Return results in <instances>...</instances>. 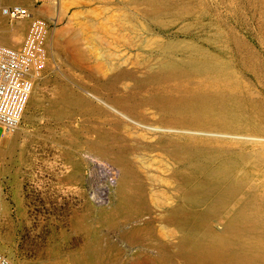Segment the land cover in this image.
I'll use <instances>...</instances> for the list:
<instances>
[{
	"label": "rangeland",
	"instance_id": "obj_1",
	"mask_svg": "<svg viewBox=\"0 0 264 264\" xmlns=\"http://www.w3.org/2000/svg\"><path fill=\"white\" fill-rule=\"evenodd\" d=\"M28 2L51 12L35 15L52 29L25 132L0 128L4 254L21 264H65L85 249L95 264H264V0ZM63 30L82 37L74 51L53 44ZM61 100L78 102L76 130L64 131ZM109 148L126 155L130 199ZM92 159L120 170L104 205L87 194ZM53 165L60 185L26 188L30 168ZM187 250L219 257L188 262Z\"/></svg>",
	"mask_w": 264,
	"mask_h": 264
},
{
	"label": "built area",
	"instance_id": "obj_2",
	"mask_svg": "<svg viewBox=\"0 0 264 264\" xmlns=\"http://www.w3.org/2000/svg\"><path fill=\"white\" fill-rule=\"evenodd\" d=\"M0 13L9 21H29L22 44L13 47L0 42V128L10 133L22 120L32 91V77L42 73L48 61L47 40L51 23L21 4L4 5ZM120 177L110 162L91 160L87 169V194L97 205L107 204ZM0 264H15L0 252Z\"/></svg>",
	"mask_w": 264,
	"mask_h": 264
},
{
	"label": "bare ground",
	"instance_id": "obj_3",
	"mask_svg": "<svg viewBox=\"0 0 264 264\" xmlns=\"http://www.w3.org/2000/svg\"><path fill=\"white\" fill-rule=\"evenodd\" d=\"M15 2L21 3L18 0H16ZM27 7L29 8V10L34 15L36 14V15H41V16H45V17H51V12L49 10H47V9L43 10L42 8H33L32 6H27ZM8 22H10V21L6 17L1 15V13H0V30L1 31L4 30V34L0 35V42L1 43H9L11 45H16L18 42H20L23 39L24 35L26 34V31H27L28 25H29V21L27 19L20 20V21H11L12 24L10 25V27H6ZM13 22H17V23H13ZM78 33H79L80 36L82 35V32L80 30H78ZM59 35L62 36V38H65V40H61L59 38L58 39H54L53 44L55 46H57L58 48L62 49L63 51H66V52L74 51L75 50L74 45L76 46V44H78L79 41L82 38V37L81 38H79V37L77 38L75 36L74 38L70 39V38L66 37L67 36V31L66 30L60 31ZM41 74L42 73H38V74H35L32 77L33 85H34L35 80L39 76L41 77ZM36 96H37L36 94L31 93L29 99H31L32 102H34L36 105H38L39 103H38V101L36 99ZM23 116H24V114H23ZM24 122H25V120H22L12 131H10L11 135L16 137V135H18L21 132H23L25 129H24L22 124ZM4 135H6V134H4ZM102 155H108L114 161H116V162H118L119 164L122 165V167H123V175H122V179H121L122 181H121V185H120L119 196H120V198L130 199L131 197L129 196L128 192L130 191V189L132 187V185H131V177H130L131 176V174H130L131 171L127 167L128 164L126 163L127 160H126L125 153L122 150L116 151V150H112V149H110V150H106L105 149L104 151H102ZM258 213L259 212H258L257 209L248 210L246 212V214L249 215V216H254V215L258 214ZM73 224L77 225L78 228L81 229L84 232V234H88V229L90 228L88 223H84L83 220L78 219L76 222H72V225ZM188 246H189V244H188ZM85 251H86L85 255L68 254L66 256V258L63 259L64 262H66L65 264H95L94 260H93V255L89 252L88 249H85ZM0 252H2V253L5 252V250L1 246H0ZM58 255H60V253L58 254L57 251H55L53 249L47 251V253H46V256L50 257V258L57 257ZM200 257H207L209 259L212 258L213 260H217L216 257H219V256H217L216 253H213V252H210V251H205V250H201V251L200 250H198V251L191 250V251H188L185 254V259L188 262H193V261L197 260ZM8 258H9V260H11L15 264H21L18 261H15L14 259H12L10 256ZM53 264H59V262H55ZM235 264H238V263H235Z\"/></svg>",
	"mask_w": 264,
	"mask_h": 264
},
{
	"label": "crops",
	"instance_id": "obj_4",
	"mask_svg": "<svg viewBox=\"0 0 264 264\" xmlns=\"http://www.w3.org/2000/svg\"><path fill=\"white\" fill-rule=\"evenodd\" d=\"M16 0H0V7L1 6H4V5H11V4H20V3H17V2H15ZM19 2H23L24 4H26V5H31V3H29L28 2V0H18ZM22 5V4H21ZM25 36V35H24ZM19 45H21V43H17L16 44V46H19ZM83 92H86V90H84ZM59 103H61L65 108H66V110H69V111H67V112H65L64 113V115H63V120H62V123L64 124V131H66V132H70V129L72 128L73 130H76L74 127H72L73 125H75V120H76V117H77V114L76 115H74L73 113H72V108H71V106L72 105H74V106H76V107H80L79 106V104H78V102L77 101H72V100H61ZM91 103L92 102H85V107H88V108H91ZM70 108V109H69ZM91 114L90 113H87V112H85L84 114H83V116H84V119H83V121L82 122H84L83 124H84V126H86V128H87V123L89 124L90 122H91V116H90ZM31 118V117H30ZM41 122V121H40ZM85 128V127H84ZM87 130V129H86ZM2 137V136H1ZM68 140H70V139H68ZM73 140V139H72ZM71 141V140H70ZM68 144H71V142L70 143H68ZM67 149L69 150V151H72L73 150V152L75 153L76 152V150L78 149V147H77V145L76 144H73V145H68L67 146ZM81 149H85L84 147H80V150ZM57 158H59V157H57ZM59 165H60V163H59ZM59 165H53V166H49V167H45V166H41V167H34V168H30L29 170H28V175L26 176V177H24V182H25V186H26V188L28 189V190H30V188H40L41 187V185H42V187H45V186H47V185H52V184H58V185H60L62 182H63V180H65L66 178L64 177V176H62L60 173H62L61 172V170H60V168H58L57 166H59ZM56 169V168H58V170H54V174H53V176L52 177H46L45 175L44 176H42V171L44 170V169ZM46 172V171H45ZM47 172H50V171H47ZM44 173V172H43ZM78 176V175H77ZM74 173L72 174V176H70V178H69V181H75L76 180V177H77ZM65 185H68V184H65ZM29 212L27 211V214H28Z\"/></svg>",
	"mask_w": 264,
	"mask_h": 264
}]
</instances>
